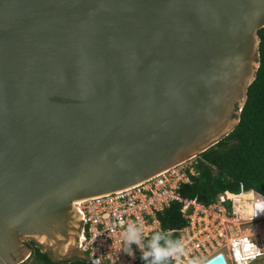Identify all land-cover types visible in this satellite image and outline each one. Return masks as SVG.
I'll list each match as a JSON object with an SVG mask.
<instances>
[{
	"label": "water",
	"instance_id": "obj_1",
	"mask_svg": "<svg viewBox=\"0 0 264 264\" xmlns=\"http://www.w3.org/2000/svg\"><path fill=\"white\" fill-rule=\"evenodd\" d=\"M262 28L264 0H0V264H90L74 203L233 132Z\"/></svg>",
	"mask_w": 264,
	"mask_h": 264
},
{
	"label": "built area",
	"instance_id": "obj_2",
	"mask_svg": "<svg viewBox=\"0 0 264 264\" xmlns=\"http://www.w3.org/2000/svg\"><path fill=\"white\" fill-rule=\"evenodd\" d=\"M200 160V155L194 156L132 187L75 202L81 217L77 247L87 254L90 264H136L146 248L142 250L132 244L135 255L129 256L123 250V242L118 243L124 228L128 223H142L146 229L142 241L145 245L153 232L161 230L159 215L173 203L180 205V213L186 220L178 231V239L187 245L181 264L192 259L205 262L219 253L225 256L227 264L262 260L264 213L251 219L249 213L255 201L239 197L251 195L254 190L242 188L231 197L219 194L208 204L182 194L183 186L199 176ZM254 192L257 199L264 198ZM119 246L121 250L115 251ZM171 262L175 264L174 260Z\"/></svg>",
	"mask_w": 264,
	"mask_h": 264
},
{
	"label": "trees",
	"instance_id": "obj_3",
	"mask_svg": "<svg viewBox=\"0 0 264 264\" xmlns=\"http://www.w3.org/2000/svg\"><path fill=\"white\" fill-rule=\"evenodd\" d=\"M259 36L261 64L255 81L249 86L240 122L233 132L200 154L201 160L197 167L200 174L191 184L183 186L181 192L184 196L198 197L202 203L208 204L216 200L219 194L231 197L238 194L242 188L264 195V28L259 30ZM248 196L251 195L240 197ZM159 219L161 230L153 232L146 240V250L147 243L154 233H171L169 238L178 240V231L186 225L177 203H173L161 213ZM28 245L33 249L31 259L35 264H53L31 241ZM141 257L136 264H146ZM60 264L88 263L74 259ZM170 264L174 263L170 261Z\"/></svg>",
	"mask_w": 264,
	"mask_h": 264
},
{
	"label": "clouds",
	"instance_id": "obj_4",
	"mask_svg": "<svg viewBox=\"0 0 264 264\" xmlns=\"http://www.w3.org/2000/svg\"><path fill=\"white\" fill-rule=\"evenodd\" d=\"M249 198L255 201L249 213L250 218L253 219L264 213V198L257 199L254 191ZM145 232L146 229L142 223L139 225L133 222L128 223L121 233V239L118 243L121 245L123 242V250L129 256L134 257L135 253L131 250V245L136 244L140 249H145V245L142 242ZM170 235L171 233L166 235L161 232H156L152 235L147 243V250L142 251L141 258L146 261V264H170L172 260L175 261V264H181V258L186 255V242L183 239H170ZM120 250V246L115 248V251ZM188 264H204V262L200 259H192L189 260Z\"/></svg>",
	"mask_w": 264,
	"mask_h": 264
},
{
	"label": "rangeland",
	"instance_id": "obj_5",
	"mask_svg": "<svg viewBox=\"0 0 264 264\" xmlns=\"http://www.w3.org/2000/svg\"><path fill=\"white\" fill-rule=\"evenodd\" d=\"M22 239H24V238H22ZM223 252L226 253L225 250H224ZM20 264H35V263H34V261L30 258L29 260L24 261V262H22V263H20ZM36 264H37V263H36ZM229 264H232L231 261H229ZM253 264H264V258H263L262 260H258V261H256V262H254Z\"/></svg>",
	"mask_w": 264,
	"mask_h": 264
},
{
	"label": "flooded vegetation",
	"instance_id": "obj_6",
	"mask_svg": "<svg viewBox=\"0 0 264 264\" xmlns=\"http://www.w3.org/2000/svg\"><path fill=\"white\" fill-rule=\"evenodd\" d=\"M27 244L30 242V240H26Z\"/></svg>",
	"mask_w": 264,
	"mask_h": 264
},
{
	"label": "bare ground",
	"instance_id": "obj_7",
	"mask_svg": "<svg viewBox=\"0 0 264 264\" xmlns=\"http://www.w3.org/2000/svg\"><path fill=\"white\" fill-rule=\"evenodd\" d=\"M240 197V196H239ZM250 196H248L247 198H249ZM250 199V198H249Z\"/></svg>",
	"mask_w": 264,
	"mask_h": 264
}]
</instances>
